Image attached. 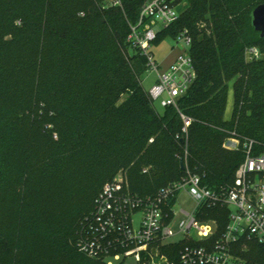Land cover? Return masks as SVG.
<instances>
[{
    "label": "trees",
    "instance_id": "1",
    "mask_svg": "<svg viewBox=\"0 0 264 264\" xmlns=\"http://www.w3.org/2000/svg\"><path fill=\"white\" fill-rule=\"evenodd\" d=\"M110 1L0 0V264L27 256L103 264L79 253L77 232L125 167L131 192L145 198L183 177L186 146L192 173L218 190L234 184L246 139L255 143L253 155L264 153V38L251 18L264 0H178L187 6L154 44L177 42L187 30L197 79L177 108L162 113L142 86L147 59L127 42L146 0ZM251 47L260 59L247 58ZM231 82L234 111L226 121ZM182 116L191 121L186 132ZM233 133L241 144L230 151L223 145ZM93 174L84 192L79 182ZM35 175L49 177L45 198L29 194ZM76 203L86 211L80 222L71 214ZM209 213H221L225 226L226 209ZM183 245L163 252L178 263Z\"/></svg>",
    "mask_w": 264,
    "mask_h": 264
},
{
    "label": "built area",
    "instance_id": "2",
    "mask_svg": "<svg viewBox=\"0 0 264 264\" xmlns=\"http://www.w3.org/2000/svg\"><path fill=\"white\" fill-rule=\"evenodd\" d=\"M177 0H146L139 20L130 25L127 42L147 59L149 70L156 74L148 92L153 103L163 108H177L178 100L194 85L197 72L191 56L192 38L184 31V51L164 72L154 60L151 47L160 32L171 27L180 17ZM112 6H121L111 0ZM249 60L261 58L260 51H246ZM184 132L191 121L182 116ZM57 138V136H55ZM241 142L233 133L223 147L238 150ZM254 141L245 140V160L235 174L234 184L227 189H211L189 168L185 148L183 177L160 189L155 195L139 197L131 192L128 177L120 172L106 183L77 232L76 247L85 257L102 261L134 258L138 264H264V153L253 155ZM187 193L195 202L193 213L176 211L178 197ZM226 209L222 215L210 216V210ZM141 213L138 230L133 229V216ZM183 214L180 234L184 236L178 263L163 252L164 242L175 236L170 225ZM112 264V263H108Z\"/></svg>",
    "mask_w": 264,
    "mask_h": 264
},
{
    "label": "rangeland",
    "instance_id": "3",
    "mask_svg": "<svg viewBox=\"0 0 264 264\" xmlns=\"http://www.w3.org/2000/svg\"><path fill=\"white\" fill-rule=\"evenodd\" d=\"M176 5L178 6V9L181 11L184 7L187 6V2H185V1L178 2V0H177ZM107 7H108V4H107L106 8ZM183 51H184V48H183L182 41L175 42L171 38H165L164 40L161 41V43L153 44L151 47V52L154 55V60L157 63L160 72L166 71L171 66V64H173L175 62V60L179 57V55H181L183 53ZM155 80H156V74L153 70H149V72L142 77V86L146 92H149L151 87L154 85ZM233 85H234V82L229 83L228 101H227V107H226V112H225V120L226 121H229L232 119L233 111H234V87H233ZM127 97H128V95L124 94L122 96V99L120 100V103L125 101ZM154 106L159 113L163 112L164 108L161 106V104L159 102L154 103ZM38 114L41 115V112ZM36 123L38 125L39 124L42 125L43 122L40 121V119H36ZM46 129H48L49 131H53L54 126L53 125L47 126ZM53 135H54L53 138L56 141L57 140V138H55L56 133H54ZM226 141H227V139L225 140L224 143H226ZM130 168H131V166L125 167L120 172L125 173L126 176L128 177ZM120 172H118V174ZM84 183H86V184L84 185ZM50 184L51 183H50L48 176L42 177L41 175H35V176H33L32 180L30 182L31 189L29 191V194H31V196H39V197H41L43 195V197L45 198L47 196L48 190L50 188ZM94 184H95L94 174L87 179L82 177L80 182H79V186L81 187V189L84 192H85V188H87L89 186L91 187ZM67 198L68 197L63 198L61 200V202H66L64 199H67ZM34 199L36 200V197H34ZM38 199H41V198H38ZM79 207H81V203H76L75 206L72 208L73 210L71 211V214H73L75 218L79 219L78 222H80L82 220L83 216L86 213V211H85L83 214H80L79 209H78ZM194 209H195V202L193 201V199L187 193H185V192L181 193L178 197L176 211L180 212L181 210H184L188 213H193ZM141 216H142L141 213H136L133 216V229L135 231L139 229V226L141 223ZM24 217L26 219H31L30 218L31 216L28 212L24 213ZM185 219H186V217L183 214H180L178 217L174 218V220L172 221V223L170 225V229L173 231L175 236L172 237L171 239L165 241L164 242L165 246L180 245L184 241V236L179 233L180 232L179 225ZM42 254H45V251H43ZM52 261L54 262V260H51L50 258L45 260L44 257L41 261H38V260L31 261L29 259V257L27 256V257H25L24 260L21 261V264H51ZM108 263H112V264H138L134 258H127V259L122 258L120 261H116V260H114V258H106L103 260V264H108Z\"/></svg>",
    "mask_w": 264,
    "mask_h": 264
},
{
    "label": "water",
    "instance_id": "4",
    "mask_svg": "<svg viewBox=\"0 0 264 264\" xmlns=\"http://www.w3.org/2000/svg\"><path fill=\"white\" fill-rule=\"evenodd\" d=\"M252 26L254 30L260 34L261 38H264V4L258 6L251 15ZM181 170L185 169L184 160H180Z\"/></svg>",
    "mask_w": 264,
    "mask_h": 264
}]
</instances>
